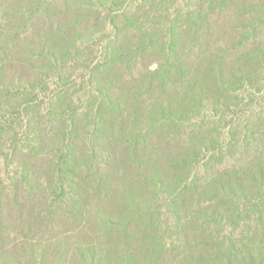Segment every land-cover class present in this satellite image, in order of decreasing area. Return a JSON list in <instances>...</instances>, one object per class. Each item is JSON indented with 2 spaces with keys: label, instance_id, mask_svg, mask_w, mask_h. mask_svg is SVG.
<instances>
[{
  "label": "trees",
  "instance_id": "1",
  "mask_svg": "<svg viewBox=\"0 0 264 264\" xmlns=\"http://www.w3.org/2000/svg\"><path fill=\"white\" fill-rule=\"evenodd\" d=\"M0 164V264H264V0H0Z\"/></svg>",
  "mask_w": 264,
  "mask_h": 264
},
{
  "label": "rangeland",
  "instance_id": "2",
  "mask_svg": "<svg viewBox=\"0 0 264 264\" xmlns=\"http://www.w3.org/2000/svg\"><path fill=\"white\" fill-rule=\"evenodd\" d=\"M129 170H130V167L127 166L126 171H129ZM2 173H5V167H2V165L0 164V176L3 175ZM129 173H130V172H129ZM121 181H122L121 184H124V183H128V182H130L129 179H123V180H121ZM117 190H120V189H117ZM119 202H121V203H119ZM126 202H130V199L126 200L124 196H120V197H118L117 202L114 203V204L111 206V208H110V212H112V213H117V212L123 210L124 208H123L122 206L125 205Z\"/></svg>",
  "mask_w": 264,
  "mask_h": 264
}]
</instances>
